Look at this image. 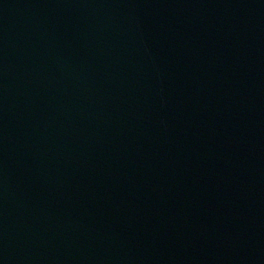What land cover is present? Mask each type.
I'll return each mask as SVG.
<instances>
[{
	"label": "water",
	"instance_id": "1",
	"mask_svg": "<svg viewBox=\"0 0 264 264\" xmlns=\"http://www.w3.org/2000/svg\"><path fill=\"white\" fill-rule=\"evenodd\" d=\"M0 264H264V0H0Z\"/></svg>",
	"mask_w": 264,
	"mask_h": 264
}]
</instances>
